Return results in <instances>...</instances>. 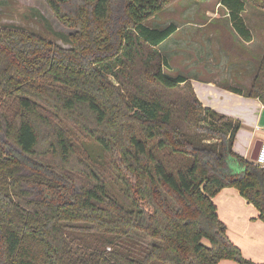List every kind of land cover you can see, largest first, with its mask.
<instances>
[{
  "label": "trees",
  "instance_id": "trees-1",
  "mask_svg": "<svg viewBox=\"0 0 264 264\" xmlns=\"http://www.w3.org/2000/svg\"><path fill=\"white\" fill-rule=\"evenodd\" d=\"M174 1L45 0L75 29L67 48L0 29V264H264L242 256L212 201L234 187L264 222V169L232 150L238 120L163 71L176 25L144 24ZM215 1L250 42L243 12L264 0ZM227 89L264 102V53L246 92ZM86 136L117 160L128 206L82 150ZM27 182L60 197L32 196Z\"/></svg>",
  "mask_w": 264,
  "mask_h": 264
},
{
  "label": "rangeland",
  "instance_id": "rangeland-1",
  "mask_svg": "<svg viewBox=\"0 0 264 264\" xmlns=\"http://www.w3.org/2000/svg\"><path fill=\"white\" fill-rule=\"evenodd\" d=\"M31 7L39 10L47 20L44 19L42 23L37 12L29 9ZM243 17L252 33L250 42L242 41L235 35L228 21L226 9L219 6L215 0H175L144 24L161 28L174 23L179 27L178 32L160 49L161 55L166 57L169 63V67H163L165 73L170 75L182 73L189 77L190 83H192L190 77L226 81L227 84L236 85L246 92V86L253 78L264 47V10L246 4ZM49 24L51 28L48 27ZM0 29L35 33L66 48L70 45L64 35L75 31L55 17L45 0H0ZM51 29L60 34H55ZM110 80L114 84L117 83L113 78ZM0 140H4L2 134ZM80 140L81 148L88 154L91 163L103 172L109 193L128 206L129 197L124 185L116 176L112 163L113 159L114 165H118L117 160L105 153L97 142L88 136ZM13 151L26 159L17 148H13ZM37 170L41 171L40 167L32 171ZM30 171L26 167L23 168L24 174L29 175L32 172ZM42 173H45L44 170ZM24 186L32 196L60 197L57 191L51 193L40 184L27 182ZM65 192H62V199L68 196Z\"/></svg>",
  "mask_w": 264,
  "mask_h": 264
},
{
  "label": "crops",
  "instance_id": "crops-1",
  "mask_svg": "<svg viewBox=\"0 0 264 264\" xmlns=\"http://www.w3.org/2000/svg\"><path fill=\"white\" fill-rule=\"evenodd\" d=\"M176 27L173 34L179 30L177 25ZM173 34L161 45H164ZM262 53H264V47ZM190 80L195 94L203 106L210 107L240 122L232 150L243 159L250 160L255 141L264 140V102L258 98L228 90L227 88L230 86H238L227 84L226 81L194 77H190ZM227 170L229 173L235 174L241 171V166L239 163L233 162ZM212 201L216 206L219 219L226 225L228 238L240 248L243 256L252 261L264 263V222L258 218L257 209L234 187L223 188L212 198ZM219 264L237 263L231 260H221Z\"/></svg>",
  "mask_w": 264,
  "mask_h": 264
},
{
  "label": "built area",
  "instance_id": "built-area-1",
  "mask_svg": "<svg viewBox=\"0 0 264 264\" xmlns=\"http://www.w3.org/2000/svg\"><path fill=\"white\" fill-rule=\"evenodd\" d=\"M254 162L264 169V140L261 142L257 159Z\"/></svg>",
  "mask_w": 264,
  "mask_h": 264
},
{
  "label": "water",
  "instance_id": "water-1",
  "mask_svg": "<svg viewBox=\"0 0 264 264\" xmlns=\"http://www.w3.org/2000/svg\"><path fill=\"white\" fill-rule=\"evenodd\" d=\"M71 32V31H69ZM73 32V31H72ZM262 140H256L250 154V160L255 161L257 159L258 151L260 148Z\"/></svg>",
  "mask_w": 264,
  "mask_h": 264
},
{
  "label": "flooded vegetation",
  "instance_id": "flooded-vegetation-1",
  "mask_svg": "<svg viewBox=\"0 0 264 264\" xmlns=\"http://www.w3.org/2000/svg\"><path fill=\"white\" fill-rule=\"evenodd\" d=\"M30 10H34L35 12H37V16L41 19V21H42V23H44V19L45 20H47L44 16H43V14L39 11V10H37L36 8H33V7H31V8H29ZM50 25V24H49Z\"/></svg>",
  "mask_w": 264,
  "mask_h": 264
}]
</instances>
